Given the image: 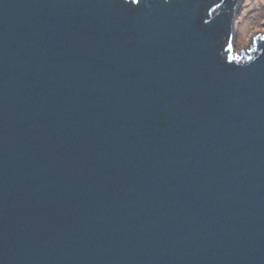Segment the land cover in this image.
<instances>
[{
    "label": "water",
    "instance_id": "obj_1",
    "mask_svg": "<svg viewBox=\"0 0 264 264\" xmlns=\"http://www.w3.org/2000/svg\"><path fill=\"white\" fill-rule=\"evenodd\" d=\"M241 3L0 0V264H264Z\"/></svg>",
    "mask_w": 264,
    "mask_h": 264
},
{
    "label": "rangeland",
    "instance_id": "obj_2",
    "mask_svg": "<svg viewBox=\"0 0 264 264\" xmlns=\"http://www.w3.org/2000/svg\"><path fill=\"white\" fill-rule=\"evenodd\" d=\"M264 25V0H242L240 5L236 49L246 45Z\"/></svg>",
    "mask_w": 264,
    "mask_h": 264
}]
</instances>
